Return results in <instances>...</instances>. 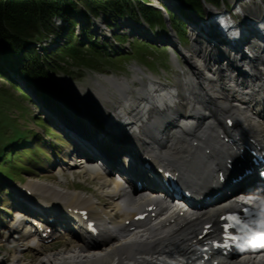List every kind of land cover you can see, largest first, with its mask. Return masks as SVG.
<instances>
[{"label": "bare ground", "instance_id": "6f19581e", "mask_svg": "<svg viewBox=\"0 0 264 264\" xmlns=\"http://www.w3.org/2000/svg\"><path fill=\"white\" fill-rule=\"evenodd\" d=\"M244 4L236 6L237 8L232 5H226L225 9L228 14L223 18V22L213 18L211 15H200L201 19L197 20L192 16L193 14H190L191 16L188 18L193 24L188 21L194 34V45L192 48L201 54L204 60L203 64H197L188 53L183 52V56L191 64L194 76L199 80V86L194 89L195 96L186 104L189 107L191 106V112H194L198 120L194 121L192 125H185L181 126L180 129H176L175 119L170 116L167 109L157 106L152 111L142 114L141 117L146 118L140 119L141 123L136 126L133 132L136 133V146L145 138L152 140L155 144L152 151L157 162L172 163L173 167L176 168L175 171L185 181V185L190 186L197 192H204L205 195L217 192L215 187L218 183L212 179L213 172L223 170L225 166L223 162L224 155H233L234 147H227L226 143L221 140V136H226L228 130H236L238 135H247V137L243 135L245 136L244 138L263 139L264 137V128L255 118L264 114V10L249 9ZM200 17L198 16V18ZM223 26H229L227 35L220 29ZM195 27H199L198 32L193 31ZM148 36L152 39L155 38L152 33L148 34ZM153 40H161L163 42L165 38ZM257 41H259L258 46L251 44ZM249 45L253 47L252 55L253 53L254 55L253 57H244L245 64H243L241 69L236 67L230 55L226 57V54H221V52L227 53L230 50H235L238 56L243 57V49ZM236 69H238L240 75L234 76L233 80L244 81L251 79L257 81L262 87V92L254 96L251 103L245 105L244 109H236L225 101V96L233 94L235 91L232 90L228 77H230V72L234 73ZM205 70L211 71L213 74L218 73L220 76L218 82L213 83L210 78L205 76ZM136 71L143 72L139 67L136 68ZM137 77L140 81H143V77L139 76V74ZM105 78L116 86L120 97L124 98L123 101H126V106H122L123 109L119 107L114 109V113L122 110L118 111L120 114L117 112L115 115L109 112L112 116H108L104 120L95 121L93 117H88L85 112H82L81 115L77 116L76 121H72L71 117L69 118V125L65 126L67 128L65 130L71 131L70 133L86 134H82L81 137H84V140L89 142H87V145L93 150L97 148L95 147L97 145L107 146L110 144L116 147L115 150L120 151L119 140L117 141L113 132L118 126L129 128L135 122L132 119L137 120L136 116L140 117V113L137 112V101H131L133 99L132 93L136 92L139 96H145L147 94V86L142 83L143 86L129 91L126 80L117 82L109 76ZM149 83L150 85L154 84V80L150 79ZM97 85L99 91L95 93L96 100L109 99L112 102L113 99L110 98V95H112V98L114 95L109 93L108 89L100 84L99 81H97ZM155 85L163 86L165 83L160 82ZM177 86L184 87L183 84H178ZM165 87H168V84ZM207 91H210V93H206ZM203 94L204 96L213 94V97L208 100L206 98L200 99L199 97ZM52 114L57 122L59 115H56L57 112ZM132 115L133 118L131 117ZM226 115H231L235 118L236 125L233 128L228 129L224 125L223 122L226 120L224 116ZM127 120L129 121L127 122ZM137 133H140L141 137H138L139 134ZM193 140H197L199 145H193ZM72 141L74 144L79 143L82 146L81 149L86 152L91 150L86 148L82 141L77 142L73 137ZM205 148H210L211 151L207 153ZM81 151L84 152L83 150ZM70 167L74 169L84 168L86 172L88 171L92 174L93 178L100 181L102 184L101 188L110 187L112 190H104V195L107 198V203L104 204L106 201L103 203L99 199L97 202L93 196L82 191L63 190L58 185L48 182H30L31 188L35 187L43 194V205L47 207L40 209L44 213L52 215V219L57 225L65 223L63 212L68 211L69 207L87 209L91 213L92 218H96L100 222L102 220L105 221L108 217L112 219L115 225L121 226L122 229H126L123 226L126 219L132 220L140 211H146L148 205H157L158 212L161 214L166 210L164 202L161 201L162 199L148 200L143 196V191H138L135 196H129L126 198V202L122 204V192L119 190V183L114 182L113 179L106 175L93 173L83 162L78 163L76 161ZM17 194L18 191L14 192V195L18 197L16 202L21 206L20 208L31 209L25 206L27 203L32 206L36 205L33 197L18 196ZM117 194L120 196L115 200ZM24 195L26 194L24 193ZM26 199H30L33 202ZM238 201L233 196L222 197L219 201L195 212H190L186 215H168L162 219L165 220L162 223L154 222V220L145 221L140 224L142 228L137 233L127 237L119 235L112 238L106 249L100 253H90L86 250L87 242L83 237L77 235L76 240L70 243V247L63 249L62 260L48 252L41 261H35L34 264H160L163 260H175L182 253L187 254V257L191 258L193 255L198 254L201 247L206 245L200 241H205L216 233V230H214L204 235V239L198 241L196 239L197 235L202 233L201 230H203L204 225L213 223V228H217L220 215L228 207L237 206ZM107 206L110 207V210H108ZM69 213L64 215L68 217L72 212ZM113 215H115L114 218H112ZM66 224L67 228L75 229L67 221ZM19 239L23 242L30 240L25 237V234H22ZM28 245L29 249H37L42 244ZM84 251L86 253H83ZM13 257L14 262L25 263L24 258H21V256L14 255ZM219 264H264V256L253 257L245 255L238 258L233 255L220 260Z\"/></svg>", "mask_w": 264, "mask_h": 264}, {"label": "rangeland", "instance_id": "374dc122", "mask_svg": "<svg viewBox=\"0 0 264 264\" xmlns=\"http://www.w3.org/2000/svg\"><path fill=\"white\" fill-rule=\"evenodd\" d=\"M141 1L143 0H131L129 11L120 16H112V19L109 18V14L107 17L102 15L101 17H96L89 23L87 22L86 17L79 16V26H76V32L79 35H82L83 30L86 28L97 40L104 43L103 47L107 45L106 49L107 52L110 53L111 58H103L104 62L98 69H95L99 67L98 65L100 59L98 58L94 59L88 66L78 64L77 61L71 57L61 60L60 64L62 68L54 69L52 71V75L54 77L53 85H55L53 92H51L53 95H59L64 99V101L80 105L84 96L86 101H91L92 99L96 100V95L92 96L87 93H96L99 91V88L97 87V81H99L100 84L104 85L108 89L109 93H114V97L112 98V95H110V98L115 100L114 102L116 105L112 106V103L109 102L108 99H102L103 101L108 100L107 103H105V109H109L111 113H114L115 107L123 109L122 106H126V103L123 101L124 98L122 99L120 94L116 93V86L111 84L108 79L105 78L106 76L111 77L117 82L127 80L130 82L133 89H137L139 86H143L142 82L139 81L137 77L138 74L139 76L143 75L141 72L136 71V68L139 67L147 74L156 76L163 84L169 83L171 85H178L182 83L183 78H185V75H182V73L183 71L185 72V68H188L191 64H189L188 60L178 52L177 55L169 52V48H173V46L169 43L174 42L175 34H177L176 32H182V30L186 31L188 38L183 41L182 44L180 43L181 45L177 46L178 49L188 53L191 59L195 60L198 64H201V62L202 64L204 63L202 56L193 52L192 46L194 45V34L190 29V24L192 23L188 18L191 16L190 14H193L192 16L199 20L201 19L200 15H204L205 12L203 14L200 12H192L191 9L181 6V2L179 0H145V6L148 7V9L151 8L150 15L151 12L153 15H156L154 13L156 11L161 13V20H159L160 18H157V20L151 22L150 18L145 16L140 7L141 5L139 2ZM221 2L222 4L219 6L223 9L225 8V4L236 7L245 3L244 5L246 8H256L258 11L259 9L264 10L263 0H221ZM203 9L204 11H207V9L209 11H215L217 8L208 2H204ZM170 14H174L176 16L175 20L181 22L182 25L176 27V21L169 19ZM198 16L200 18H198ZM54 21L56 28L61 31V34L49 36L50 38L47 37L44 40L43 45L39 46V52L42 54L50 52L57 46H61L64 42V37L67 35V22L60 17H57ZM198 28H193V31L198 32ZM151 33L153 34V37H155L153 39L165 38V41L162 42L161 40H155V42L150 36H148V34L150 35ZM50 60L54 61L53 59ZM180 62L182 63L181 65ZM16 79L17 81L9 79L8 77H0V148L7 141H11L15 138V136H18L22 130L29 131L30 134H38L39 136L36 135L32 138L30 144L26 146L34 147L35 142L43 144L42 154L38 156V158L44 162V165L39 166L38 164H35V162L30 159L28 154L24 159V163L29 169L24 171L16 170L17 172L21 171V174L20 176L18 175L15 177V180H17L15 184L27 185L29 189L34 191L32 197L39 194L42 198H44L43 194H41L35 187L31 188V185L29 184L32 181H41L52 183L54 185L56 184L63 190L82 191L85 194L93 196L97 202L99 199L103 203L106 201L104 203L106 204L107 198L104 195V190L108 191L109 189V191H111L112 189L110 187L105 189L101 188L102 184L100 181L93 178L92 174L88 171L86 172L84 168L74 169L67 166L64 172L62 171V162H60V164L55 162L56 159L60 158H57L52 154V149L60 151V154L63 155L64 151L71 147V144L67 142L63 134L56 128L51 129L55 132V136L48 135V137H45L44 126L42 124L38 125V120L43 118L45 121L50 123L52 120L55 121L52 113H56L54 106L57 105L58 102H51L47 99H43V105H46L47 107L39 105L40 102L38 103L36 98H33V100L29 99L30 97H28V92H30V90L26 86L24 82L25 80L18 75H16ZM145 81L148 80L145 79ZM14 84H16V86H22L19 87V91L16 90L17 87H15ZM85 100H83V102ZM92 104L93 102L89 103V105ZM90 107L91 115H95L94 112L100 113V110L97 109V107ZM112 108L113 110H111ZM116 113L114 114L116 115ZM118 113L120 114V112ZM74 115L71 113L64 114L62 115V119L61 116H59L58 121L60 123L55 121V123H57V125H55L57 127L59 125L64 130L67 129L66 127L69 125L70 117L72 121H76L77 117ZM70 132L71 131H69L71 139L73 137L77 142L82 141L86 148H90L87 145L88 141H85L84 137H81L83 133L77 134ZM47 141L51 143V148L48 146ZM16 145L17 142L10 148L15 146V148L23 150V146L17 147ZM75 147L81 149L82 146H80L79 143H75L69 151H66V154H73L75 151H72V149H75ZM81 150L84 151V149ZM47 158L49 160H47ZM8 160L7 162H9ZM11 184L14 185L12 182L7 180L2 172H0V187L2 189L1 197L4 199V203L0 202V210L5 218L2 220L3 222H0L1 244L5 243L4 240L7 239L6 233L8 227H10L9 225H11L18 218H13L12 221V216L9 217L7 212L10 207H14L12 201L14 195L10 194L8 190V187H10ZM6 192H8L9 195ZM14 192L16 193V191ZM24 193L25 192L18 191L17 195L26 196ZM17 200L18 197L16 196V201ZM107 207L109 208L108 210H110V207ZM9 211L12 212L13 215L17 216V213L14 212L13 209H10ZM64 240H66V238L62 237L59 239V242L55 244L41 245L40 248L37 249H29V245L24 246L23 244V246L19 247V244H17V246L16 243H9L10 245L6 247H0V254L6 255L7 258L10 257L12 264H19L14 262V255H19L21 258H24V264H34L35 261H41L48 252H51L53 256L59 257L61 258L60 260H62L63 249L70 247V243L73 241L70 239L68 241ZM4 252L5 254H3Z\"/></svg>", "mask_w": 264, "mask_h": 264}, {"label": "trees", "instance_id": "16d2710c", "mask_svg": "<svg viewBox=\"0 0 264 264\" xmlns=\"http://www.w3.org/2000/svg\"><path fill=\"white\" fill-rule=\"evenodd\" d=\"M179 1L185 8L201 14L204 13V1L214 6L222 4L221 0ZM144 2L145 0L139 3L145 16L150 18L151 22L157 18L161 20V13L156 11L154 13L157 16L152 12L150 15L151 8L148 9ZM130 5L131 0H0V77L17 81L16 75H18L44 93L54 81L52 71L62 68L61 60L71 57L79 64L89 65L96 58L101 60L105 57L111 58L106 49L107 45L103 47L104 43L97 40L86 28L82 35L76 32L78 18L86 17L87 22L90 23L96 17L102 15L107 17L109 14V18L112 19V16H120L128 12ZM174 16L172 14L170 18L176 21L175 25L179 27L182 24L175 20L176 16ZM57 17L67 22V35L61 46L42 54L39 52V46L43 45L44 40L49 36L61 34L54 23ZM181 33L187 40L186 31L182 30ZM16 87L19 90L22 86ZM22 135L15 139L25 144L30 136ZM10 145L5 146L6 152L3 154L4 160L0 168L7 166L6 158H13L16 148L11 149ZM16 151L21 157L22 152ZM14 167L11 165L9 168L13 171ZM21 169H24V166Z\"/></svg>", "mask_w": 264, "mask_h": 264}, {"label": "snow or ice", "instance_id": "6c2138e0", "mask_svg": "<svg viewBox=\"0 0 264 264\" xmlns=\"http://www.w3.org/2000/svg\"><path fill=\"white\" fill-rule=\"evenodd\" d=\"M230 123V122H229Z\"/></svg>", "mask_w": 264, "mask_h": 264}]
</instances>
